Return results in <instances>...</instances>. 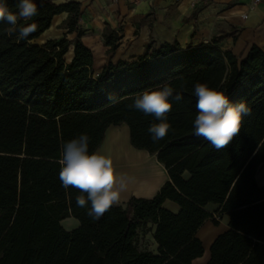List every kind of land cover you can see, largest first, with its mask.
Listing matches in <instances>:
<instances>
[{"label": "trees", "instance_id": "obj_1", "mask_svg": "<svg viewBox=\"0 0 264 264\" xmlns=\"http://www.w3.org/2000/svg\"><path fill=\"white\" fill-rule=\"evenodd\" d=\"M6 2L18 11L17 0ZM35 2L38 14L19 22L37 25L27 39L8 36L10 25L0 22V264H193L205 253L196 234L213 217L209 204L230 216V229L214 241L208 264H264V186L256 180L264 168V45L237 56L215 41L188 48L151 41L143 55L95 76L94 53L81 40L82 3ZM62 13L63 27L78 34L68 63L66 35L34 43ZM104 38L115 52L119 33L106 28ZM196 82L251 109L223 149L194 135ZM164 84L173 88L171 127L154 142L148 129L159 121L128 106ZM123 124L132 146L155 156L170 179L154 198L132 197L94 220L76 204L81 193L62 186L58 159L65 142L86 133L96 151L107 130ZM70 218L80 222L71 232L62 225ZM141 231L153 233L156 252L139 248Z\"/></svg>", "mask_w": 264, "mask_h": 264}, {"label": "crops", "instance_id": "obj_2", "mask_svg": "<svg viewBox=\"0 0 264 264\" xmlns=\"http://www.w3.org/2000/svg\"><path fill=\"white\" fill-rule=\"evenodd\" d=\"M64 1L58 0V3ZM78 1L82 3L83 12L79 21V28L83 32L81 40L94 53L95 76L110 63L117 65L120 61L131 62L143 55L151 41L178 42L182 48H188L214 40L221 49L230 50L237 56H246L253 45H264L262 0L252 10L250 5L255 0ZM245 14H248L247 19H243ZM67 18L68 13L55 16L51 28L34 43L44 45L52 40L58 41L66 35L71 42L67 53L71 55V61L78 34L69 33L63 27ZM106 28L116 30L120 37L117 50L111 54L108 53L109 47L106 46L104 38ZM98 150L109 153L116 171L128 179L134 178L132 173L141 171V162L138 161H152L156 165V177L136 183L135 187H128L119 204L128 202L132 197L154 198L170 179L167 170L155 156L132 146L130 129L125 124L110 127ZM186 175L190 177L189 174ZM256 180L259 186H264V168L257 174ZM164 207L173 213L180 211L179 205L171 200H166ZM219 210L218 205L207 206V211L213 214V217L208 219L196 234L204 245L205 253L193 264H208L214 241L230 229V216L219 214ZM215 221L218 222L217 225ZM62 225L71 231L73 229L70 227L76 224L74 220L66 219ZM154 243L157 247L155 241Z\"/></svg>", "mask_w": 264, "mask_h": 264}, {"label": "clouds", "instance_id": "obj_3", "mask_svg": "<svg viewBox=\"0 0 264 264\" xmlns=\"http://www.w3.org/2000/svg\"><path fill=\"white\" fill-rule=\"evenodd\" d=\"M16 8L18 11L14 12L6 0H0V22L10 25L6 30L8 36L15 34L17 39L24 40L36 31L37 25H20L19 22L30 21L38 14L37 3L35 0H17ZM172 95L173 88L164 84L137 94L128 106L153 115L159 121L148 129L154 142L165 138L171 127L167 114L172 110L169 100ZM194 96L197 110L192 121L194 135L208 141L216 150L227 147L239 135L244 116L250 115L251 109L243 101L232 103L224 91L204 82L194 84ZM175 99L180 100L182 96L177 94ZM58 164L62 186L81 193L76 196V204L87 208V215L94 220H99L118 205L128 191L129 180L116 171L111 155L100 150L89 152L86 133L64 143Z\"/></svg>", "mask_w": 264, "mask_h": 264}, {"label": "bare ground", "instance_id": "obj_4", "mask_svg": "<svg viewBox=\"0 0 264 264\" xmlns=\"http://www.w3.org/2000/svg\"><path fill=\"white\" fill-rule=\"evenodd\" d=\"M140 163L139 169L141 171H138L137 173H132L134 174V178L128 179L129 180V185L128 187H135L136 183H139L143 180H148V179H154L156 177V165L152 161H138Z\"/></svg>", "mask_w": 264, "mask_h": 264}, {"label": "rangeland", "instance_id": "obj_5", "mask_svg": "<svg viewBox=\"0 0 264 264\" xmlns=\"http://www.w3.org/2000/svg\"><path fill=\"white\" fill-rule=\"evenodd\" d=\"M262 3L264 4V0H262ZM156 43H159V42H157V41H155ZM212 42H214V40H212ZM70 57H71V55L70 54H66V56H65V61L68 63V62H70ZM98 57H99V54H98V56H97V59H98ZM185 177L186 178H188V176L187 175H185ZM70 220H74L75 221V228L74 227H70L71 229H76V228H78L79 226H80V222H79V220H77V219H75V218H70ZM74 225V224H73ZM66 230H67V226L65 227V226H63ZM73 230H71V231H73ZM68 231V230H67ZM71 231H69V232H71ZM138 245H139V248L140 249H142V250H144V249H148V250H151V251H154V252H156V250H157V247H156V245H155V243H154V240H153V233H145L144 231H141L140 232V236H139V240H138Z\"/></svg>", "mask_w": 264, "mask_h": 264}, {"label": "built area", "instance_id": "obj_6", "mask_svg": "<svg viewBox=\"0 0 264 264\" xmlns=\"http://www.w3.org/2000/svg\"><path fill=\"white\" fill-rule=\"evenodd\" d=\"M261 0H255L251 5H250V10L254 9V7L258 4H260ZM248 18V14H245L243 16V19H247Z\"/></svg>", "mask_w": 264, "mask_h": 264}]
</instances>
